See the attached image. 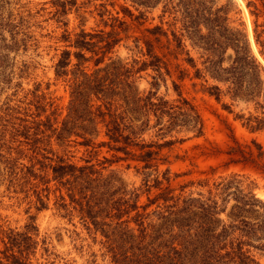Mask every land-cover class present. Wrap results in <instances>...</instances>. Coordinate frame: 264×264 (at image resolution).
Instances as JSON below:
<instances>
[{
	"label": "rangeland",
	"instance_id": "374dc122",
	"mask_svg": "<svg viewBox=\"0 0 264 264\" xmlns=\"http://www.w3.org/2000/svg\"><path fill=\"white\" fill-rule=\"evenodd\" d=\"M224 1L217 0V3ZM246 1L234 0L237 12L233 15L242 23L264 75V55L254 40V15ZM252 1L259 5L261 0ZM162 3L144 6L135 0H76L67 5L65 14L58 17L50 0H0V113L3 115L0 124L6 125L7 129L6 149L0 155V249L7 233L25 231L31 238V248L24 256L29 264H110L109 255L102 246L105 240L124 245L129 261L136 260L131 258L134 255L130 250H138L143 244L137 241L135 230H128L135 226L134 223L126 221L135 210H129L120 219L110 217L109 212L116 202L124 199L136 201L137 210L150 211L144 217L152 233L147 242L153 241L159 247L162 245L160 230L170 233L167 230L172 223L169 208L159 197L147 208L142 204L168 187L174 193L185 194L189 208H193L188 218L183 210L178 220L190 230L187 239H190V233L192 238L194 233L199 236L191 241L185 240L191 245L190 253L204 248L212 264L231 263L225 249L229 248L234 237L247 239L238 227L242 224L238 218L245 217L254 232L244 247H250L256 259L252 264H264V199L259 195L264 192V129L250 131L234 118L236 112L253 110L254 103L236 100L232 103L233 112H229L221 105L232 101L227 93H223L218 101L199 90L200 85L193 87L190 83L193 68L183 62L182 52L189 50L197 57L200 48L187 36L183 37V50L177 57L166 47L165 35L155 40L156 51L167 62L168 70L163 65L158 70L151 67L137 70L140 61L146 58L142 40L147 36L153 38L147 27L160 23ZM140 10L144 11V17L137 15ZM100 14L108 22L114 21L115 25L118 19H123L127 23V36L114 45L102 63L96 65L93 58L78 62L72 56L67 80L56 76L54 65L61 50L75 49L69 43L80 30L108 29L100 22ZM167 17L162 23L169 29L168 23L164 22ZM257 21H264L263 13H258ZM260 28L264 39V26L259 25ZM119 35L124 33L121 31ZM231 51H226L223 65L229 63ZM89 54L85 51V55ZM80 69L98 72L103 79V89L117 92L111 95L114 98L110 104L115 115L118 112L121 116L124 130L131 134L132 141L127 144L129 152L98 144L107 139L104 133L107 116L101 120L92 113L99 100L94 95H89L87 101L74 98L72 82L79 76ZM181 69L185 71L183 77H180ZM171 79L177 82V89ZM214 82L209 79L207 83ZM220 85L225 89L223 84ZM103 94L105 98L110 97ZM181 97L192 103L197 118L203 120L202 134L194 136L197 118L187 110ZM38 110L41 111L40 117L48 115L52 123V127L44 126L47 129L44 133L35 130L31 124ZM19 123H25L23 130L17 129ZM78 132L90 137L91 142L83 144V137ZM168 138L178 140L159 147L157 158L150 160L148 166L136 159L138 146L135 141L160 143ZM253 140L263 145L262 152ZM162 154L168 155L169 162H160ZM61 156L76 164H92L86 172L70 177L75 195L82 193L83 201H88L95 212L94 220L85 219L87 227L76 212L71 213L75 209L67 206L68 200L61 199L64 191L59 184L47 181L49 163ZM165 168L169 180L162 178ZM186 170L189 171L186 174L173 176L174 172ZM155 176L162 178L158 186L152 184ZM233 177L243 178V185L252 188L257 200L247 195L242 201L249 199L234 210L238 193L234 183L228 184ZM187 180L194 183L181 190V183ZM199 196L200 200H193L194 204H191V199ZM213 200L217 208H223L214 216ZM201 202L205 205L203 209ZM202 210L204 214L205 211L208 213L205 221L200 220ZM222 229L224 234L216 235ZM161 259V254L159 257L155 255L142 264H164ZM194 261L202 264L197 257L191 258L189 263L183 261V264ZM0 264H5V260Z\"/></svg>",
	"mask_w": 264,
	"mask_h": 264
},
{
	"label": "trees",
	"instance_id": "16d2710c",
	"mask_svg": "<svg viewBox=\"0 0 264 264\" xmlns=\"http://www.w3.org/2000/svg\"><path fill=\"white\" fill-rule=\"evenodd\" d=\"M52 4L56 7L54 13L59 17L66 13L67 5L74 3L76 0H50ZM89 1V0H86ZM137 3L144 6L156 5L160 1H163L161 6V12L159 13L160 23H155L152 26L147 27L150 35L153 38L147 36L144 37L143 49L146 55L145 59H142L137 67V70H146L148 67L158 70L162 65L168 70L167 62L156 51L155 40H160L161 35H165V44L169 48L172 55L175 57L182 52L183 48V37H189L193 43L197 44L199 49V55L195 57L189 50H185L183 53L182 60L186 64L193 68V74L190 76V83L193 87L200 85L199 90L207 92L209 95L214 96L218 101L221 100L223 93H227L231 102H222L223 108L227 109L229 112H233L232 103L237 101H244L249 103L252 101L254 103V109L249 112H236L234 113V118L239 119L241 124L248 128L250 131H257L264 129V75L262 73L263 67L260 61L256 58L252 52L249 41L244 31L242 23L238 21V18L234 17L233 13L237 12V7L234 0H225L224 3H217V0H135ZM246 5L250 8V12L254 15L253 19V36L256 44L260 46V53L264 55V39L261 38L263 29H258L259 25L264 26V21L258 23L257 15L259 12L264 14V0L259 1V6L256 1L248 0ZM258 10V11H257ZM138 16H145L143 10H140L137 14ZM100 22L108 26V29L103 27L94 30H80L78 34L71 39L70 45L75 49L63 48L60 55L54 65V73L56 76L67 80L65 77L68 74V66L71 62L72 56L77 58L78 62L86 61L93 58V62L98 65L102 63L105 59L106 54L112 50L115 44H117L123 36H127V23L123 19H118V24L121 26L117 29L114 21L108 22L107 18H103L100 14ZM168 16L164 22H167L170 26L166 29L162 23L163 19ZM117 21V17H114ZM124 35H119L120 32ZM170 34V35H169ZM136 41V40H135ZM171 45V46H170ZM127 46V45H126ZM176 49L179 51H176ZM228 49H231L229 56V63L223 65L225 53ZM85 51L90 52L89 55H85ZM198 63L201 65L199 66ZM76 73V70H73ZM79 74V76H78ZM78 76L72 82L71 92L75 99L78 101H87L89 95H94L96 99H99L97 103L93 106L92 113L97 114L101 120L107 116L105 121L106 129L104 131L107 139H102L98 142L99 145L108 144L110 147L122 150L123 152H129L127 144L132 141L131 134L126 132L121 125V116L117 112V116L113 111L112 104H110L117 92L115 89H103L102 78L98 76V72H88L86 70H81L78 72ZM185 75V71L181 69L180 77ZM195 78L202 79L201 81H196ZM212 79L214 83L208 84V80ZM173 86L177 89L178 84L174 79H171ZM217 81V82H216ZM220 84L225 86V89L221 87ZM180 94V91H178ZM105 93L106 97L103 94ZM262 97V100H261ZM182 101L187 104V110H191L197 118V110L190 103L186 97H181ZM108 101H107V100ZM76 106V105H75ZM39 108V107H36ZM41 111H37L32 118V123L35 130H40L44 133V126L52 127L50 122V117L44 115L40 117ZM171 115V114H170ZM3 116L0 113V117ZM197 128L194 136H198L203 133L204 122L201 118H197ZM17 127L18 130H23L25 128V123H19ZM39 128V129H37ZM55 129V128H54ZM47 130V129H45ZM6 125L0 124V155L6 149ZM27 133V132H26ZM60 134V131L58 132ZM82 138L83 144H89L91 138L87 137L83 133H79ZM95 135V134H94ZM178 139H164L160 143L153 141H135L138 146V151L136 153V159L141 161L143 166H148L150 160L156 159L159 153L158 148L161 146H169L171 143L177 141ZM181 140V139H179ZM260 152L263 151V145L260 142L253 140ZM156 146L157 148H153ZM176 156V155H175ZM160 162H169L167 154H162L159 157ZM87 168H92V164H76L72 161L64 160L63 157H57L55 161L49 163L50 174L47 179L50 181H55L59 184V187L64 191L61 194V199L67 201V206H71L76 212V216L80 218L85 226L88 223L85 219L89 218L94 220L95 212L89 205V202H85L82 199V193L78 196L75 195L74 187L71 182V176H77V173H83L87 171ZM165 168L162 171V178L169 180V176L166 174ZM189 171H182L180 173L174 172L173 176L177 177L188 173ZM237 175V174H233ZM243 176V175H242ZM155 176L153 179V185L158 186L161 179ZM201 182V180L198 181ZM193 180H187L181 183L180 189L182 190L185 186L193 184ZM235 184L237 191V203L233 206L234 210L237 205L245 203L243 198L247 195L257 200L254 196L251 187L247 184L243 185V178H235L228 182V184ZM235 191L233 193H235ZM202 195V192H199ZM259 195L264 199V192L259 193ZM207 197V194H205ZM161 198L162 202L165 203L166 207L169 208V217H171L172 223H170L167 230H170L169 234H166L160 230L162 233L159 235L161 239V244L159 247L153 244V241L147 242V238L151 235L150 225L146 223L145 216L150 214V211H139L137 210L136 201L128 202L125 199L121 202H116L111 212H109L110 217H116L120 219L123 214H128L129 210H135V212L126 218V221H132L135 226L130 227L128 230H135L137 241L142 243L143 246L138 250L131 249L130 252L134 255L136 260L129 261V257L124 250V245L122 246L115 241H103L102 246L105 252L109 255L110 264H142L145 259L152 258L155 255H162L161 261L165 264H183V261L189 263L191 258L197 257L202 264H212V260L209 259L207 249H202L199 252L190 253L191 245L185 243V240H190L198 238L190 233L187 239V232L189 234L188 227L181 225L178 220L181 219L183 210L185 211L186 217L188 218L190 214L193 213V208H189L188 200L185 194L182 192L174 193L171 188H163L154 197L149 198V201L142 204L143 208H147L150 202L156 201V198ZM200 196L192 198L193 200H200ZM126 202V203H125ZM195 202V201H194ZM215 207L213 209V216L216 212L222 211L223 208H217L216 201ZM202 203V209L204 208V202ZM191 210V211H190ZM202 214L201 219L206 220L208 216L207 212L205 214L203 210L200 212ZM233 215V213H232ZM236 217V215H234ZM179 217V218H178ZM241 225L239 229L242 234L247 235V239H241L239 237H234L229 243V248L225 249V253L229 256L227 259L232 260L229 264H252L256 261L250 247H244L247 243L248 238L254 232L250 227V221L245 217H239ZM264 219V215H263ZM148 220V219H147ZM95 222V221H93ZM237 226V225H236ZM195 228V227H194ZM104 230V229H102ZM127 231V230H126ZM195 232H198L195 229ZM108 236L109 234L106 233ZM113 234V233H112ZM224 234V229L216 232V235ZM167 235V237H163ZM195 236V237H194ZM30 235L25 231H19L14 233H7L6 240L4 241L3 247L0 249L3 254L0 256V263L5 260V264H29L25 259V254L31 248ZM191 241V240H190ZM123 248V250H122ZM160 248L161 250L159 251ZM193 251V250H192ZM124 253V254H123ZM199 254V255H198ZM132 255V256H133ZM221 255V253H220ZM194 256V257H192ZM200 256V258H199ZM212 257V256H211ZM128 258V259H126ZM193 260V259H192ZM128 262V263H127ZM192 264H197L195 261Z\"/></svg>",
	"mask_w": 264,
	"mask_h": 264
}]
</instances>
